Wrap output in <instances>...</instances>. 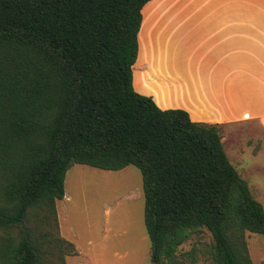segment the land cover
I'll list each match as a JSON object with an SVG mask.
<instances>
[{
	"label": "trees",
	"instance_id": "16d2710c",
	"mask_svg": "<svg viewBox=\"0 0 264 264\" xmlns=\"http://www.w3.org/2000/svg\"><path fill=\"white\" fill-rule=\"evenodd\" d=\"M150 0H0V264H65L55 202L74 164L135 167L149 264L190 233L211 264H252L264 211L223 151L219 125L159 109L132 87Z\"/></svg>",
	"mask_w": 264,
	"mask_h": 264
},
{
	"label": "crops",
	"instance_id": "0c3cea01",
	"mask_svg": "<svg viewBox=\"0 0 264 264\" xmlns=\"http://www.w3.org/2000/svg\"><path fill=\"white\" fill-rule=\"evenodd\" d=\"M167 2L142 7L133 90L161 110L185 111L193 122L220 128L249 123L264 132V0ZM162 4L165 40L144 63L143 37ZM58 227L66 240L70 228Z\"/></svg>",
	"mask_w": 264,
	"mask_h": 264
},
{
	"label": "rangeland",
	"instance_id": "374dc122",
	"mask_svg": "<svg viewBox=\"0 0 264 264\" xmlns=\"http://www.w3.org/2000/svg\"><path fill=\"white\" fill-rule=\"evenodd\" d=\"M165 10L162 4L158 14L153 13L144 34V63L156 57L165 40L161 28L166 18L159 19ZM220 137L228 162L264 211V132L249 123L230 124L220 128ZM63 195L55 202L58 226L70 228L64 238L80 251L74 248L75 255L65 259V264H149L141 179L135 167L105 171L71 165L64 175ZM243 239L251 263L264 264V239L248 232ZM211 244L205 230H194L175 248L172 260L175 264H211Z\"/></svg>",
	"mask_w": 264,
	"mask_h": 264
}]
</instances>
